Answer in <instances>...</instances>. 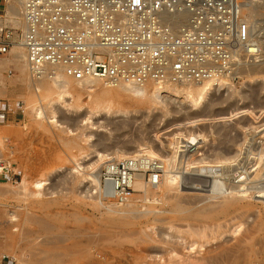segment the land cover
Listing matches in <instances>:
<instances>
[{"label": "rangeland", "instance_id": "1", "mask_svg": "<svg viewBox=\"0 0 264 264\" xmlns=\"http://www.w3.org/2000/svg\"><path fill=\"white\" fill-rule=\"evenodd\" d=\"M11 1L5 0L4 7ZM22 1H16L18 7ZM262 1L263 6L254 9L261 22V51L247 59L249 64L256 60L259 67L252 66L260 70L240 72L241 78L225 81L208 101L182 99L179 84L153 83L148 94L136 96L107 83L78 91L76 81L71 95L60 100L44 86H29V71L16 68L17 47L0 54V108L9 117L0 124V260L7 264H198L232 250L230 260H237L235 264H264V155L257 162L264 144ZM250 2L244 0L246 12L252 8ZM8 11L6 21L20 30V16L15 21L10 7ZM37 106L43 107L44 116L36 114ZM89 114L90 121L85 118ZM194 132L202 139L194 152L188 151L193 155L186 167L175 151L186 148L180 144L181 134ZM96 149L110 155L142 149L169 156L164 163L167 168L173 165L176 175L147 190L135 189L129 201L118 202L104 195L103 185L89 179L108 161L125 157L101 160ZM39 179L46 182L41 190L34 184ZM212 179L227 182L228 187L208 185ZM194 180L203 182L204 188H192ZM231 189L241 194L235 197ZM225 198L233 200L229 211L221 212Z\"/></svg>", "mask_w": 264, "mask_h": 264}, {"label": "built area", "instance_id": "2", "mask_svg": "<svg viewBox=\"0 0 264 264\" xmlns=\"http://www.w3.org/2000/svg\"><path fill=\"white\" fill-rule=\"evenodd\" d=\"M243 3L23 0L25 27L0 26V54L20 43L34 78L63 70L76 80L98 78L109 85L237 81L244 61L261 51ZM8 119L0 108V124ZM138 172L149 185L158 184L163 161L146 154L108 161L101 173L104 195L129 201Z\"/></svg>", "mask_w": 264, "mask_h": 264}, {"label": "bare ground", "instance_id": "3", "mask_svg": "<svg viewBox=\"0 0 264 264\" xmlns=\"http://www.w3.org/2000/svg\"><path fill=\"white\" fill-rule=\"evenodd\" d=\"M16 1H20V0H12L11 2L12 3H8L9 5L6 7V10H5V14L3 15V16H0V26H2L3 24H9V18H10V16H8V14H10V12L8 11V8L10 7V9H11V11H12V14L13 15H15V16H13L14 17V19H15V21H18L17 20V17L18 16H20V18H21V20H20V25H21V27L22 28H24L25 27V24H24V21L22 20V15H21V8H22V4H21V6L20 7H18L17 6V2ZM249 1L250 0H248V4H249ZM23 2V1H22ZM262 0H251V2H250V4L252 3V8L249 10V12H246L245 10H247L248 8H247V4L246 5H244V3H243V17H244V19H246L249 23H250V26H251V35H252V38L253 39H255V40H257L260 44H261V46H262V39H261V37L262 36H260V31L262 30L261 28L259 29V27H260V24L259 23H261L260 21H259V19L260 18H258V17H255V12H254V9H255V7L257 8V6L258 7H262L263 6V4H262ZM17 3V4H16ZM261 9V8H260ZM253 15H252V14ZM260 14H261V12H260ZM11 15V14H10ZM254 16V17H253ZM6 20H8V21H6ZM13 20V19H12ZM262 26V25H261ZM263 27V26H262ZM264 30V29H263ZM262 32V31H261ZM262 34V33H261ZM14 47H17L16 48V52H15V54L13 55V56H16L14 59L16 60L15 61V64H16V68L17 69H19V71H21V72H24L25 71V69L26 70H28L29 71V69H28V64H27V61H26V53H25V50H24V47L20 44V43H18V44H15L14 45ZM253 57H255V56H253ZM261 59V58H260ZM258 60V59H257ZM262 63V62H261ZM2 65V61L0 60V66ZM252 65H258V62H256V60H255V62H252L251 61V63L249 64V62H247V60L246 61H244V63H243V66L241 67V69H240V72H244V71H246V72H248L249 71V73L251 72L252 73V71H254L255 69H254V67L252 66ZM260 65V64H259ZM259 65H258V67H259ZM262 65V64H261ZM263 66V65H262ZM261 66V67H262ZM248 67V68H247ZM260 70V69H259ZM259 70H255V71H259ZM30 73V72H29ZM255 73H257V72H255ZM31 75V74H30ZM246 75H248V74H246ZM32 76V75H31ZM46 82V83H43V82ZM73 81H76V83H77V87H76V90H81V89H93V90H95V88H97L98 86H101L102 84H104V83H106L105 81H103V80H101V79H98V78H85V79H82V80H76V79H73L72 77H70L69 75H67V74H65V72L63 71V70H58L57 72H56V74L54 75V76H51V78L49 77V76H47V75H43L42 77H40V78H34L33 76L30 78V83H28L29 84V86L31 87V88H34V87H40V86H44V88H45V90H50V91H52V94H53V92H54V94L56 93V96H57V98L58 99H64L65 97H68V96H70L71 95V89H72V87H73ZM226 81V80H225ZM225 81H221V82H219V83H217V84H214V83H211V82H208V83H203V84H199V83H178L179 85H181V87H179L178 88V95L180 96V97H182V99H201V101H208L211 97H212V95L215 93V92H217L220 88H222V85H223V83H225ZM108 84V83H107ZM151 84H153V83H148V84H146V85H144V86H140V85H136V84H133V83H127V82H124V83H120V84H118V85H112V86H117V87H119V89L121 88L123 91H125V92H127L128 94L130 93V94H133V95H136V96H145L146 94H148V92H149V88H150V85ZM230 84H232V83H230ZM100 89V88H99ZM160 90L159 91H162V87H160L159 88ZM38 90V89H37ZM97 90V89H96ZM102 91H103V89H102ZM57 99V100H58ZM63 101V100H62ZM59 104V103H58ZM43 108V107H42ZM42 108L41 107H39V106H37V107H35L34 109H35V112H36V114H41L42 115V113H43V110H42ZM45 111V110H44ZM45 113V112H44ZM43 113V114H44ZM46 114V113H45ZM51 114H52V111H51ZM92 114V113H91ZM42 116H44V115H42ZM54 119H55V121L57 120V114H56V112H54L53 111V114L51 115ZM50 116V118H52ZM86 116V115H85ZM41 117V116H40ZM84 117V116H83ZM85 118H87L88 119V121H90V119L92 118L91 116H90V114L88 115V117H85ZM53 119V120H54ZM86 119V120H87ZM85 120V121H86ZM51 121H52V119H51ZM54 121V122H55ZM58 121V120H57ZM181 135H183V139L180 141V144L182 145V146H184V147H186L185 149H183V150H181V149H178V151L176 150L175 151V154H178L179 155V157H181L180 159H182V163L183 164H185L184 166H188V165H190L191 164V162H192V160H191V156L193 155L192 153H188V151H193L194 152V150H195V146L201 141V139L202 138H200L199 136H202L201 134H199V133H196V132H194V134H193V136H192V133H187V134H185V133H182ZM203 137H205V135L203 136ZM255 141H258V140H255ZM180 145V146H181ZM251 147V146H250ZM253 148V147H252ZM254 150H252V153H254L253 152ZM239 152V151H238ZM257 152V151H256ZM146 154V155H149V156H151V157H155V156H157V157H159L160 159H162V161H163V172H162V175H161V178H160V181H161V179H166L168 176L169 177H172V176H170V174L171 175H176V174H174V173H172V171L174 172L175 171V169H174V166L172 165L171 167L169 166L168 168L166 167V164L164 163V161H167L168 162V160H169V156H167V157H165V156H161V155H159V154H157V153H155V152H152V151H148V152H144V151H142V149H138L137 151L136 150H134V152L133 151H131V153L129 152H124V151H116L115 152V155H110L108 152H103V151H100V150H97L96 149V155L97 156H99L100 158H101V160H106V159H110V158H113V157H115V158H127V157H135V156H137V155H139V154ZM237 153V152H236ZM236 153L234 154V156L236 155ZM258 153V154H257ZM256 154H257V162L260 160V159H263V155H264V144L262 145V147H261V149H259V151L257 152ZM259 153H260V155H259ZM238 155H239V153H237ZM221 156H222V154H221ZM232 156V155H231ZM237 156V155H236ZM157 157H155V158H157ZM225 158H226V156H224ZM223 157V158H224ZM230 157V156H229ZM219 159V161H220V159L221 158H218ZM228 158H226V160H227ZM233 159V158H232ZM236 159V158H235ZM223 160H225V159H223ZM229 160H231V159H228V161ZM222 162H224V161H222ZM173 163V162H172ZM179 163V162H178ZM177 163V164H178ZM174 164V163H173ZM183 166V167H184ZM206 167H207V165H206ZM221 167V166H220ZM223 167V166H222ZM170 168V169H169ZM242 168V167H241ZM1 169H3V166H2V164H1V159H0V170ZM174 169V170H173ZM178 169V168H177ZM218 169V168H217ZM179 171V170H178ZM216 171H218V170H216ZM171 172V173H170ZM101 173H102V171L101 170H97V171H95L94 173H93V176L92 177H90V179H89V181L91 182V183H93V184H95V185H97V186H100L101 187V185H102V180H101ZM175 173H176V171H175ZM178 173V172H177ZM224 174V173H223ZM178 175V174H177ZM172 178H174V177H172ZM201 179V178H200ZM188 180V179H187ZM213 180V181H212ZM212 180H209V181H207V182H209L208 183V185L209 184H216V185H218L219 186V188H221V187H228L227 185H228V183L226 182H220V181H217L216 179L214 180V179H212ZM172 181H175V179L173 180L172 179ZM168 182H170V180H168ZM21 183V182H20ZM46 182L44 181V180H41V179H39V180H36L35 182H34V184H35V186H37V187H39L40 188V190L42 189V187L44 186V184H45ZM174 183V182H173ZM190 183V182H189ZM188 183V184H189ZM191 183H192V188H197V187H195V186H200L201 188L205 185H201V184H203V182L201 183V184H198V182H195V180L192 182L191 181ZM172 184V183H171ZM184 184V183H183ZM212 184H211V186H212ZM22 185H23V187L26 185V182L24 183V182H22ZM184 185H187V183H185ZM191 185V184H190ZM151 187L153 186V185H150ZM149 186V184L147 183V181H146V179H145V173H143V172H138V174L136 175V180H135V183H134V187H135V189L137 190V189H141V190H147L148 189V187H150ZM154 186H155V184H154ZM178 186V185H177ZM188 186V185H187ZM213 186H215V185H213ZM221 186V187H220ZM150 187V188H151ZM181 187V186H180ZM38 188V189H39ZM44 188V187H43ZM174 188V187H173ZM183 188V187H182ZM204 188V187H203ZM217 188V187H216ZM197 189H199V188H197ZM202 190V189H201ZM149 191V190H148ZM203 191V190H202ZM217 191H219L218 190V188H217ZM145 192V191H144ZM229 192H233V194L235 193L236 194V196L235 195H233V196H235V197H237L238 195H240L241 194V191L240 190H238V189H231ZM216 193V192H215ZM232 196V197H233ZM211 197H212V195H211ZM230 197V196H229ZM234 197V198H235ZM221 200V199H220ZM232 200H233V198H225V202H224V204L222 205V207L220 206V210L221 209H225V210H227L226 212H228L229 210H228V207H229V203H231L232 202ZM200 201V200H199ZM220 204V203H219ZM218 204V205H219ZM208 206V205H207ZM177 208H178V205H177ZM218 208V207H217ZM227 208V209H226ZM219 210V211H220ZM224 211V210H223ZM157 212V211H156ZM204 212V211H203ZM221 212H222V210H221ZM225 212V211H224ZM209 213V212H208ZM159 214V213H158ZM211 214V213H210ZM222 215V214H221ZM207 216V215H206ZM219 216V215H218ZM208 217V216H207ZM215 220H217V219H215ZM208 221V220H207ZM219 224H220V222H219ZM222 224V223H221ZM214 225V224H213ZM207 226V225H206ZM209 226V225H208ZM225 226H226V223H225ZM228 226V225H227ZM226 226V227H227ZM212 227V226H211ZM216 227V226H215ZM220 227V226H219ZM223 227V226H222ZM197 228V227H196ZM194 229V231L196 232V233H198V234H200V232H197V230L198 229ZM201 228V227H200ZM207 228V227H206ZM209 228V227H208ZM221 229H223V228H221ZM204 230H205V227H204ZM213 230V229H212ZM211 230V231H212ZM214 230H216V229H214ZM192 231V230H191ZM207 232V231H206ZM209 232V231H208ZM207 232V234H210L211 235V233H208ZM214 232V231H213ZM216 232V231H215ZM192 234V233H191ZM194 234V233H193ZM197 235V234H196ZM201 235V234H200ZM206 234L204 233V234H202V237L203 236H205ZM198 237H201V236H199V235H197ZM207 236V235H206ZM245 236H247V235H245ZM244 237V236H243ZM204 238V237H203ZM209 238V237H208ZM200 240V239H199ZM205 240V239H204ZM239 241H240V239H238ZM241 240H243L242 238H241ZM246 240V239H245ZM245 240L243 241V242H245ZM197 242V241H196ZM195 242V243H196ZM222 243V242H221ZM246 243V242H245ZM236 244V243H235ZM239 244H241V243H238V245L237 246H240ZM244 244V243H243ZM193 246V245H192ZM228 246V245H227ZM232 246V245H231ZM236 246V245H235ZM241 246H243V245H241ZM240 246V247H241ZM234 248V247H233ZM232 248V249H233ZM236 248V247H235ZM235 248H234V250H235ZM239 248V247H238ZM209 249V248H208ZM211 249H213V248H211ZM229 249V248H228ZM231 249V248H230ZM229 249V250H230ZM240 249V248H239ZM226 250V249H225ZM238 250V249H237ZM231 251V252H230ZM230 251H228L227 250V253H221V255H219V254H217V256H215V254H214V256H213V258L211 257V259L208 261V259L206 260L207 262H205V260H203L202 259V262H205V264L207 263V264H235L236 262H237V260L236 259H234V260H236L235 262H232L231 260H232V258H230L231 257V255L233 254V252H232V250H230ZM223 252H225V251H223ZM237 252V251H236ZM235 252V253H236ZM245 252V251H244ZM247 252V251H246ZM250 252L251 251H249V254H250ZM231 253V254H230ZM240 253V252H239ZM238 253V257H239V254ZM242 253V252H241ZM252 253V252H251ZM243 254V253H242ZM241 254V255H242ZM247 254V253H246ZM263 254V253H262ZM219 255V256H218ZM201 256V255H200ZM236 256H237V254H236ZM247 256H248V254H247ZM244 257V256H243ZM195 258V257H194ZM198 258V257H197ZM200 258V257H199ZM234 258H235V254H234ZM239 258H241V256L239 257ZM238 258V259H239ZM249 258V257H248ZM247 257H246V259H248ZM252 258V257H251ZM261 258H263V256L261 257ZM201 259V258H200ZM231 259V260H230ZM242 259V258H241ZM192 260V259H191ZM199 260V259H198ZM197 260V261H198ZM260 260V259H259ZM263 260H264V258H263ZM195 262H196V259L194 260ZM194 261H192V262H194ZM201 260H199L198 261V264H200V263H202V262H200ZM240 261V260H239ZM238 261V262H239ZM248 261V260H247ZM251 261H253V259L252 260H250V262ZM258 261V260H257ZM187 262V261H186ZM194 262V263H195ZM200 262V263H199ZM256 262V261H255ZM261 262V261H260ZM191 263V262H190ZM197 263V262H196ZM195 263V264H196ZM240 263V262H239ZM241 263H242V261H241ZM240 263V264H241ZM188 264V263H187ZM202 264H204V263H202ZM255 264V263H254ZM258 264V263H257ZM261 264H263L262 262H261Z\"/></svg>", "mask_w": 264, "mask_h": 264}, {"label": "crops", "instance_id": "4", "mask_svg": "<svg viewBox=\"0 0 264 264\" xmlns=\"http://www.w3.org/2000/svg\"><path fill=\"white\" fill-rule=\"evenodd\" d=\"M8 4V3H7ZM6 5L5 0H0V10H6V7H4ZM9 5V4H8ZM7 5V6H8ZM0 16H3L0 14ZM0 264H7L6 262H4L3 260H0Z\"/></svg>", "mask_w": 264, "mask_h": 264}]
</instances>
